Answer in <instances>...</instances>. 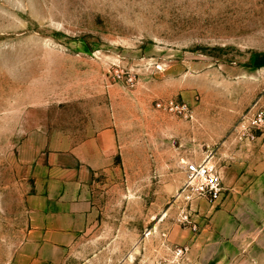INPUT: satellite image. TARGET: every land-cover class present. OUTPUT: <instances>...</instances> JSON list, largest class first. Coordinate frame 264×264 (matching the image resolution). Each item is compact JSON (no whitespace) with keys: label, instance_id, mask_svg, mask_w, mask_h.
<instances>
[{"label":"rangeland","instance_id":"1","mask_svg":"<svg viewBox=\"0 0 264 264\" xmlns=\"http://www.w3.org/2000/svg\"><path fill=\"white\" fill-rule=\"evenodd\" d=\"M258 109L264 0H0V264L25 253L38 163L107 127L115 166L60 264H190L222 202L264 191ZM208 158L224 197L187 201L183 161Z\"/></svg>","mask_w":264,"mask_h":264},{"label":"crops","instance_id":"2","mask_svg":"<svg viewBox=\"0 0 264 264\" xmlns=\"http://www.w3.org/2000/svg\"><path fill=\"white\" fill-rule=\"evenodd\" d=\"M118 153L115 129L107 127L38 163L27 199L30 230L17 264L64 261L90 221L92 173L113 168ZM259 187L264 190V184L250 185L252 191ZM209 222L192 238L190 264H264V191L226 199Z\"/></svg>","mask_w":264,"mask_h":264},{"label":"built area","instance_id":"3","mask_svg":"<svg viewBox=\"0 0 264 264\" xmlns=\"http://www.w3.org/2000/svg\"><path fill=\"white\" fill-rule=\"evenodd\" d=\"M173 105L174 103L171 102ZM159 107L162 104H158ZM247 119V121H245ZM244 124V125H242ZM241 124L249 138H256V133L264 127V109H258L244 117ZM186 180L182 187L184 198L191 201L196 197L204 198L210 202L221 201L224 197L226 188L223 182L222 174L217 164L211 159L200 161L188 159L183 161ZM189 222V221H188ZM196 228V227H195ZM183 248L177 250V255H182Z\"/></svg>","mask_w":264,"mask_h":264}]
</instances>
